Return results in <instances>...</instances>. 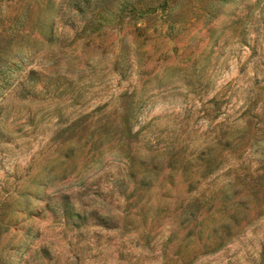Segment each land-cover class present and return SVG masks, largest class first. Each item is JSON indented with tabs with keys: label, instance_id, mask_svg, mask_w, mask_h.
Instances as JSON below:
<instances>
[{
	"label": "rangeland",
	"instance_id": "374dc122",
	"mask_svg": "<svg viewBox=\"0 0 264 264\" xmlns=\"http://www.w3.org/2000/svg\"><path fill=\"white\" fill-rule=\"evenodd\" d=\"M0 264H264V0H0Z\"/></svg>",
	"mask_w": 264,
	"mask_h": 264
}]
</instances>
